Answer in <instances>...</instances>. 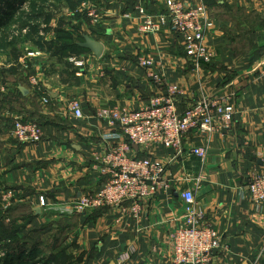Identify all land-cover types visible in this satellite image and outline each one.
Returning a JSON list of instances; mask_svg holds the SVG:
<instances>
[{
	"label": "crops",
	"instance_id": "1",
	"mask_svg": "<svg viewBox=\"0 0 264 264\" xmlns=\"http://www.w3.org/2000/svg\"><path fill=\"white\" fill-rule=\"evenodd\" d=\"M164 1L148 0L146 7L159 11ZM180 1L203 4L209 12L213 27L205 44L213 55L210 64L197 67L168 29L139 34L135 0L94 3L104 5L100 24L89 27V38L103 45L99 58L80 50L69 61L70 51L34 50L36 58L28 59L32 64H24V120L40 127L41 139H4L12 153L6 194L24 207L27 230L46 223L64 226L68 241L84 249L85 264H171L169 235L182 224L184 191L193 192L222 239L211 264H264V202L254 203L246 187L254 169L264 173V0ZM147 58L162 78L159 87L138 65ZM74 61L83 62L82 67ZM30 78L36 79L35 87ZM169 88L176 90L172 100L178 112L204 98L232 95L231 131L206 137L189 132L182 140L184 153L176 158L161 145L134 147L135 156L168 165V190L144 202L140 214L115 208L75 213V200L103 180L96 170L99 158L123 143L119 131L99 120L96 111L138 110L168 96ZM72 99L83 118L69 112ZM193 148L206 149V156L189 155Z\"/></svg>",
	"mask_w": 264,
	"mask_h": 264
},
{
	"label": "built area",
	"instance_id": "2",
	"mask_svg": "<svg viewBox=\"0 0 264 264\" xmlns=\"http://www.w3.org/2000/svg\"><path fill=\"white\" fill-rule=\"evenodd\" d=\"M135 1L140 34L148 35L168 29L180 38L186 57L197 67L212 63L213 55L205 39L213 27V21L203 4L190 6L180 0H165L161 10L151 11L146 7L148 0ZM91 8L89 15L95 22L98 8L94 5ZM124 17L128 18L129 15L125 14ZM74 63L77 67L83 65L81 61ZM138 65L147 70L152 81L160 86L161 76L151 59H140ZM29 82L37 85L35 78H30ZM167 92L168 96L154 98L138 110L108 107L96 112L98 119L119 131L123 143L108 149L99 158L96 170L103 180L94 192L82 194L75 200L72 204L75 213L84 214L90 209L106 207L118 209L124 214H140L144 202L168 190L169 180L166 178L167 165L135 156L134 147L160 144L171 149L176 158L184 153L182 140L189 132L206 137L212 133L231 131L235 115L232 95L204 98L178 112L172 100L175 88H169ZM68 110L74 117L83 118L77 100L69 101ZM11 137L18 142H39L40 127L31 121L16 120ZM188 154L204 158L207 151L193 148ZM246 187L254 203L264 202V173L254 169ZM181 198L184 202L183 221L169 235L171 264H211L215 252L222 246V239L208 222L205 211L197 206L193 192L184 191ZM39 204L45 206L44 197H39Z\"/></svg>",
	"mask_w": 264,
	"mask_h": 264
},
{
	"label": "rangeland",
	"instance_id": "3",
	"mask_svg": "<svg viewBox=\"0 0 264 264\" xmlns=\"http://www.w3.org/2000/svg\"><path fill=\"white\" fill-rule=\"evenodd\" d=\"M95 2L17 1L11 23L0 28V259L5 256L14 261L22 260L16 264H85L84 249L76 241H68V230L63 231L64 226L56 229L57 224L46 223L36 229H26L24 207L20 208L6 194L10 184L5 180V173L12 153L4 139L10 142L13 139V123L16 120L24 121V96L19 91V88L24 89V64H32L28 59L36 58V50L51 53L63 47L78 49L84 37L90 36L89 27L98 26L101 22L100 12L104 5L99 7L94 5ZM93 5L99 12L95 22L89 15ZM6 10L7 6L2 5L1 11ZM139 25L140 22L137 32ZM73 52L65 58L70 61V58H74L71 55ZM34 109L36 112L37 108ZM103 208L106 207L90 210Z\"/></svg>",
	"mask_w": 264,
	"mask_h": 264
},
{
	"label": "trees",
	"instance_id": "4",
	"mask_svg": "<svg viewBox=\"0 0 264 264\" xmlns=\"http://www.w3.org/2000/svg\"><path fill=\"white\" fill-rule=\"evenodd\" d=\"M17 1H19L20 3H23L25 0H0V28L6 27V26H8L11 23V21H12V19L14 17V14H15V12L17 10V8L15 7ZM2 5H6L7 6V10L4 11V12L1 11ZM32 31H33V28H32ZM56 50L55 51L58 52V53H60V54H65L68 51H70V52H73V51L77 52V51L85 50V49H82L79 46L78 49L74 50L70 46V47H66V48L65 47H63V48H57ZM21 261L22 260L14 261V260L10 259L9 257H5L4 256L2 259H0V264H16V263H21Z\"/></svg>",
	"mask_w": 264,
	"mask_h": 264
},
{
	"label": "water",
	"instance_id": "5",
	"mask_svg": "<svg viewBox=\"0 0 264 264\" xmlns=\"http://www.w3.org/2000/svg\"><path fill=\"white\" fill-rule=\"evenodd\" d=\"M82 49L90 51L95 57L99 58L103 52V45L98 42L90 39L89 37H84V42L79 45ZM20 93L24 96L26 91L23 88H19ZM38 213V209H37Z\"/></svg>",
	"mask_w": 264,
	"mask_h": 264
}]
</instances>
